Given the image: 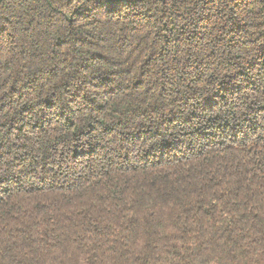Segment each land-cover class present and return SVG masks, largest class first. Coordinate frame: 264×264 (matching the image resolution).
Instances as JSON below:
<instances>
[{
    "label": "trees",
    "instance_id": "16d2710c",
    "mask_svg": "<svg viewBox=\"0 0 264 264\" xmlns=\"http://www.w3.org/2000/svg\"><path fill=\"white\" fill-rule=\"evenodd\" d=\"M0 264H264V0H0Z\"/></svg>",
    "mask_w": 264,
    "mask_h": 264
}]
</instances>
